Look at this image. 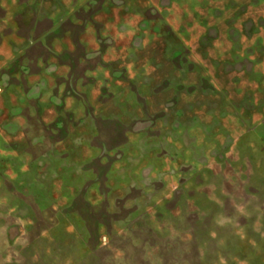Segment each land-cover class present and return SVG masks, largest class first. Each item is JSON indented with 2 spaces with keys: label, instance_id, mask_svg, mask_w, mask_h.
Here are the masks:
<instances>
[{
  "label": "rangeland",
  "instance_id": "obj_1",
  "mask_svg": "<svg viewBox=\"0 0 264 264\" xmlns=\"http://www.w3.org/2000/svg\"><path fill=\"white\" fill-rule=\"evenodd\" d=\"M0 264H264V0H0Z\"/></svg>",
  "mask_w": 264,
  "mask_h": 264
}]
</instances>
